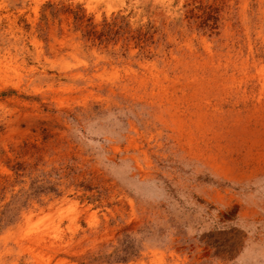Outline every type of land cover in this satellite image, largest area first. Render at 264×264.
<instances>
[{
    "label": "rangeland",
    "instance_id": "obj_1",
    "mask_svg": "<svg viewBox=\"0 0 264 264\" xmlns=\"http://www.w3.org/2000/svg\"><path fill=\"white\" fill-rule=\"evenodd\" d=\"M0 264H264V0H0Z\"/></svg>",
    "mask_w": 264,
    "mask_h": 264
}]
</instances>
